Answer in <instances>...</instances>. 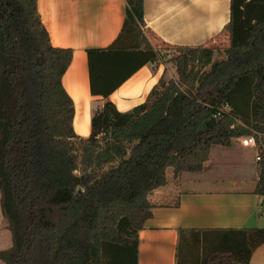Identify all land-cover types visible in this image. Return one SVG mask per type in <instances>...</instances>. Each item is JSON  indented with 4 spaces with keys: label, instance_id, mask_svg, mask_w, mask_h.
<instances>
[{
    "label": "trees",
    "instance_id": "1",
    "mask_svg": "<svg viewBox=\"0 0 264 264\" xmlns=\"http://www.w3.org/2000/svg\"><path fill=\"white\" fill-rule=\"evenodd\" d=\"M144 26L143 0H126L115 41L87 51L93 93L99 83L106 98L159 62ZM224 32L218 60L217 46L165 45L176 78L160 80L130 111L104 102L81 137L62 84L72 50L51 44L37 0H0L3 264H137L149 193L167 184L168 169L174 180L202 171L211 146L234 138H255L254 193L264 199V0H230ZM262 243L264 227L182 230L177 264H247Z\"/></svg>",
    "mask_w": 264,
    "mask_h": 264
},
{
    "label": "crops",
    "instance_id": "2",
    "mask_svg": "<svg viewBox=\"0 0 264 264\" xmlns=\"http://www.w3.org/2000/svg\"><path fill=\"white\" fill-rule=\"evenodd\" d=\"M125 8L126 0H37L51 44L72 50L62 84L73 101L78 136L90 134L93 111L104 102H112L120 112L130 111L165 75V65L148 62L106 98L99 83L91 91L87 51L115 41ZM229 11L230 0H143L144 33L154 48L219 47L224 38L226 47ZM90 58L97 63L102 55L91 53ZM167 177L166 185L148 195L153 208L138 233L137 264H177L182 230L264 227V199L254 193L256 145L244 146L241 138H234L230 147L213 145L202 171L183 172L174 180L168 169ZM247 264H264V243Z\"/></svg>",
    "mask_w": 264,
    "mask_h": 264
},
{
    "label": "rangeland",
    "instance_id": "3",
    "mask_svg": "<svg viewBox=\"0 0 264 264\" xmlns=\"http://www.w3.org/2000/svg\"><path fill=\"white\" fill-rule=\"evenodd\" d=\"M218 43L220 46L218 47L219 50L214 55V60H218V59L224 57V54L221 51V49L224 48L225 38L220 39V42H218ZM159 49H160L159 62L161 64L165 65V75L163 77V80H168V77L170 75H173V77L176 78L175 67L172 65L171 62H169L170 57H172V55L175 54L174 49H172L168 46H165V45H161L159 47ZM9 244H10V233L7 229V223L4 219V217L2 216L1 209H0V250L7 248L9 246ZM183 253L184 252H181V254L178 257L179 262H181L183 259ZM0 264H3L1 262V260H0Z\"/></svg>",
    "mask_w": 264,
    "mask_h": 264
},
{
    "label": "built area",
    "instance_id": "4",
    "mask_svg": "<svg viewBox=\"0 0 264 264\" xmlns=\"http://www.w3.org/2000/svg\"><path fill=\"white\" fill-rule=\"evenodd\" d=\"M241 143L244 146L255 145V138L252 135L243 136V137H241ZM257 160H258V156H257Z\"/></svg>",
    "mask_w": 264,
    "mask_h": 264
}]
</instances>
